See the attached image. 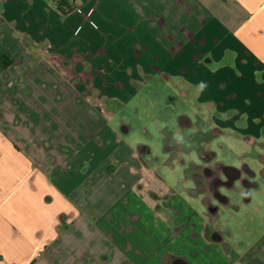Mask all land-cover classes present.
<instances>
[{"label":"crops","instance_id":"1","mask_svg":"<svg viewBox=\"0 0 264 264\" xmlns=\"http://www.w3.org/2000/svg\"><path fill=\"white\" fill-rule=\"evenodd\" d=\"M79 3L91 6L98 28L73 23L90 30L76 41L67 23L75 12L61 20L43 0H0V53L12 59L0 64V84L8 70L24 82L17 63L25 58L28 72L50 74L66 92L55 97L63 103H23V87L6 117L0 103V264H264V229L255 232V219L239 227L259 183L228 198L229 183L216 190L211 175L219 168L230 179L238 166L214 158H202L194 180L149 181L148 147H132L125 136L133 126L111 118L133 83L177 77L185 92L211 83L215 61L227 65L215 76L252 92L247 124L262 114L264 0ZM198 61L202 79L192 71ZM94 92L109 115L88 102Z\"/></svg>","mask_w":264,"mask_h":264},{"label":"rangeland","instance_id":"2","mask_svg":"<svg viewBox=\"0 0 264 264\" xmlns=\"http://www.w3.org/2000/svg\"><path fill=\"white\" fill-rule=\"evenodd\" d=\"M43 1L55 9L61 20L73 12L76 13L67 22L68 38L77 37L76 41H78L81 37H90L88 28L81 30V25L77 27L72 25L77 21L81 22L85 19L88 20L89 25L98 28L91 17V6L81 7L80 0H65L72 6V10L65 15L58 13V5L63 0ZM22 59L17 63V67L19 71L27 73L24 82L21 83V77L16 76L15 70H8L0 84V103L3 105L7 103L9 106L5 108V117L12 115V103H17L14 94L23 87L26 88V90L22 89L26 93L23 103H63L64 101H57L55 97L58 94L64 95L65 87L54 82L50 74L32 70L28 72L30 62L28 59ZM37 60H33L32 64L37 63ZM202 64L204 65L200 61L194 62L192 67V71L200 79L204 78ZM210 66L211 83L205 86L201 85L202 82L190 85L185 92L187 86L183 87L182 80L177 77L156 75L145 77L143 84L133 83L132 89L126 95V106L116 108L111 118L115 116L113 123L126 119L133 126L130 135L125 136V140L132 147L138 150L140 145L148 147L149 150L143 153V157L150 168L154 169V172L146 173L149 181L155 178L162 179L169 185H177L188 179L194 180L193 173L199 169L202 158L212 157L223 164H232L242 169L250 166L252 170L249 179L259 183L261 188L260 190L254 188L252 201L241 208L243 220L239 227L243 228L244 224L253 223L255 219V232H260L264 229V111H261L262 114L258 117L252 116L247 124L248 114L255 115L254 103L245 100L252 98V92L232 85L229 80L213 74L223 66H227L223 65V62L215 61ZM67 90L70 95L69 86ZM48 93L52 95L44 101L43 96ZM68 97L69 99L66 97L65 100L71 99V96ZM88 102L102 115L107 116L108 112H111L107 109L105 98L97 92L88 96ZM210 103H217L222 113L216 112ZM117 123V127L120 128V124ZM190 127L192 128L189 129ZM177 135L182 136L183 140L177 141ZM252 135L255 141L250 137ZM168 141L172 142L175 148L168 149ZM178 148L184 150L182 155ZM201 148L205 150L203 155L199 150ZM182 160L185 163H182ZM136 188L139 190V187ZM142 194L138 195L142 196ZM230 214L235 217L234 212L231 211Z\"/></svg>","mask_w":264,"mask_h":264},{"label":"flooded vegetation","instance_id":"3","mask_svg":"<svg viewBox=\"0 0 264 264\" xmlns=\"http://www.w3.org/2000/svg\"><path fill=\"white\" fill-rule=\"evenodd\" d=\"M167 148L168 149H172V148H175V145L172 144V142L168 141V144H167ZM200 150V153L203 155V153H205V150L203 151L202 148L199 149ZM212 153V152H211ZM213 154V153H212ZM215 155V154H214ZM206 156V155H205ZM208 159H213L212 157L208 158ZM219 170V168H218ZM218 170L215 169L213 172H212V183L214 184V187L216 188V190L219 188V185H222L224 183H229V186L231 187L230 189V193H229V196L228 198L232 197V196H238V195H243V197L245 198L246 196L249 195V192L251 190V186L255 184V186H257V182H252L250 181V177H251V171L248 167H244L243 168V173H242V183L243 185H245L247 188H245L244 186L243 187H239L237 185H235V183L233 184V182H230V179H222L218 173ZM238 173L236 171V173L233 174L232 178L237 176ZM219 194V193H218ZM220 195V194H219ZM222 197V196H221Z\"/></svg>","mask_w":264,"mask_h":264},{"label":"trees","instance_id":"4","mask_svg":"<svg viewBox=\"0 0 264 264\" xmlns=\"http://www.w3.org/2000/svg\"><path fill=\"white\" fill-rule=\"evenodd\" d=\"M74 3H76L74 1ZM72 10V6L65 2V0L61 1L58 5V13L60 15L68 14ZM12 63V59H10L5 53H0V64L8 67Z\"/></svg>","mask_w":264,"mask_h":264},{"label":"water","instance_id":"5","mask_svg":"<svg viewBox=\"0 0 264 264\" xmlns=\"http://www.w3.org/2000/svg\"><path fill=\"white\" fill-rule=\"evenodd\" d=\"M235 169H236V171H237V173H238V175L237 176H235V177H233V178H231L230 179V182H233V184L235 183V182H238V184L239 185H237V186H239V187H245V188H247L245 185H243V181H242V173H243V169L241 168V167H234ZM231 190V189H230ZM219 194H220V196H225V194H223V193H221L220 191H219ZM229 196V195H228ZM218 238V237H217Z\"/></svg>","mask_w":264,"mask_h":264},{"label":"clouds","instance_id":"6","mask_svg":"<svg viewBox=\"0 0 264 264\" xmlns=\"http://www.w3.org/2000/svg\"><path fill=\"white\" fill-rule=\"evenodd\" d=\"M176 139H177V141H182V140H183V137H182V136H179V135H177V136H176Z\"/></svg>","mask_w":264,"mask_h":264}]
</instances>
